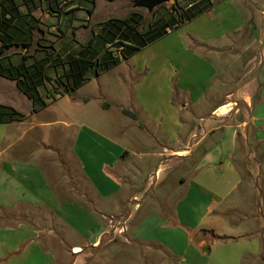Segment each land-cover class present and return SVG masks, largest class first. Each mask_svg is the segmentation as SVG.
<instances>
[{"label":"crops","instance_id":"0c3cea01","mask_svg":"<svg viewBox=\"0 0 264 264\" xmlns=\"http://www.w3.org/2000/svg\"><path fill=\"white\" fill-rule=\"evenodd\" d=\"M193 41L203 47H192ZM255 43L258 50L243 62V69L254 62L243 75L251 78L235 82L239 73L233 71V64L245 51L251 54L249 48ZM262 44L264 0H220L207 13L126 58L128 76L138 81L133 103L137 112L127 110L134 114L133 120L138 116L140 120L132 128L118 124L100 130L91 121L81 122L82 116L74 112V135L61 132L60 138L71 141L76 165L58 160L44 168L34 158L38 153L14 150L27 133L30 143L36 139L47 149L49 128L55 122H40L29 113L22 121L0 123V264H54L50 250L61 249L63 240L49 235L46 219L57 225L68 221L82 238L81 244L69 245L68 253L76 254L74 263L81 260L82 248L97 249L102 240L109 243L117 238L125 245L131 240L145 250L152 248L173 264H257L264 253V215L253 217L245 207L239 211L238 207L239 197L252 195L258 178L264 183ZM219 57L224 58L217 65ZM174 90L180 94L178 101L173 99ZM216 94L222 98L212 103ZM79 99H69L78 111L89 102L86 97L83 102ZM116 102L113 97L102 103L110 107ZM37 156L44 159L40 151ZM182 165H187V173L179 182L185 189L173 210L159 209L162 201L153 197L149 204L156 205V214H146L130 228L140 196ZM63 167L68 170L67 180L59 173ZM73 177L82 179L87 187L83 189L89 190L81 191ZM78 196L93 209L74 201ZM256 196L264 198V193ZM61 197L68 201H60ZM232 211L242 214L244 222L228 220ZM94 215L106 222L99 223ZM114 217L124 221L112 230ZM168 222L174 226H167ZM43 223L44 228L38 225ZM151 227L156 229L154 236L147 232ZM74 248L79 251L73 252Z\"/></svg>","mask_w":264,"mask_h":264},{"label":"rangeland","instance_id":"374dc122","mask_svg":"<svg viewBox=\"0 0 264 264\" xmlns=\"http://www.w3.org/2000/svg\"><path fill=\"white\" fill-rule=\"evenodd\" d=\"M19 3V11L21 13H26L28 7H30L33 15L38 18L41 23L39 30L34 31V39L38 40L41 45H52L55 51L61 52L65 47H77L79 43L86 41L92 34L99 32V25L102 21H105L109 18H119L129 14L131 11L140 12L146 19H148L153 10L148 11L146 8L134 6L133 0H94V10L91 15H88L85 11V8H91L92 4L89 0H75L69 2V0H16ZM172 3V0L165 2L164 5L169 6ZM72 5L76 6L75 9L69 11ZM35 6V8H33ZM69 11V12H68ZM29 12V11H28ZM264 46V44H262ZM257 43L251 44L249 48L251 51H245L244 54L237 59V62L233 64V71L239 73L235 82L244 83L246 80L251 78V75L243 78L244 73L254 65V62L243 69V62L250 55H254L258 50ZM34 53V46L25 52V54ZM22 54V48L12 47L8 50H5L3 54H0V59L8 58L7 60L0 61V68H7V71L10 69L11 64H16L19 62ZM40 54V53H38ZM62 56V54H61ZM224 57H219L215 59L217 65H220ZM61 59H64V56ZM27 63H31L32 59H27ZM57 63V62H55ZM126 64L122 61L118 65L110 68L109 70L99 74L98 76H89L88 80L84 85L79 87L74 91V95L79 100L82 101L83 98H87L89 102L85 107L80 108V111L77 110L75 103L69 100L67 97H60L56 101L52 102L49 107L42 108L37 112H33L31 100L26 98V96L20 92L15 86L14 82L11 80H3L0 78V104L10 106L23 114H32L36 120L40 122L53 123L49 129V147L46 149L42 145L38 144L36 139H33L32 143L28 141L30 135L27 133L24 136L22 142L18 143L14 150L26 153V151H34L42 153L44 157L43 160H39V156L36 154L34 158L38 162L40 167L49 168L48 165L53 161L62 160L66 161L69 165H76L77 161L74 154L71 151V141L68 137L74 135L76 127L71 124L74 120V112L82 116L81 122L89 123L95 128L108 129L106 126H117L118 124L126 125L129 124V127H135L140 120V116L136 113L139 120H133L129 115L124 114L120 111L121 107L135 111L134 103V88L137 84L136 77L130 75L126 72ZM220 68V66H219ZM125 71V72H124ZM51 72V71H50ZM125 81H122V80ZM175 81V75L172 76V82ZM213 82L212 85H214ZM233 79H231L229 88H232ZM40 90L43 91L41 88ZM53 91V90H52ZM100 94H103V98L100 97ZM73 96V97H75ZM117 97L116 103H111L110 107L102 106L103 100H108L110 102L111 98ZM180 94L177 90H174L173 99L178 101ZM222 98V94L213 95L211 102L214 103ZM77 100V99H76ZM83 106V103L79 104ZM225 108L220 110L222 113ZM82 111V112H81ZM81 112V114L79 113ZM87 113V115L85 114ZM91 117V120L88 118ZM78 120V119H75ZM64 122L70 123L67 127L64 126ZM151 128V125H150ZM109 130V129H108ZM128 130V129H127ZM131 130V129H130ZM151 130V129H150ZM133 130H131L132 132ZM63 132L66 136L65 138H60V133ZM38 144V145H37ZM46 152L47 155L46 156ZM178 166L169 173L168 178L163 180L157 187H149L145 194L141 195L139 198V210L134 214L133 219L129 221L130 228L137 226L140 222V218L144 217L146 214L155 213L156 214V205L149 204L152 201V198L156 197L162 201V204L158 205V208L163 207L173 210L175 202L182 195L184 185L179 182L181 176H185L187 173L186 168ZM79 169V167H78ZM63 171V172H62ZM67 168L63 167L61 172L62 176H65V179L68 178ZM49 174H52L53 177L56 176V172L52 173L49 171ZM55 173V174H54ZM71 174L72 171H71ZM55 175V176H54ZM60 175V176H61ZM73 181L76 183L77 187H81V191H88L85 184H83L82 179L73 177ZM52 184V183H51ZM50 184V187H51ZM53 185V184H52ZM175 186V187H174ZM173 188L170 192L169 190ZM252 195H244L240 198V206L238 211L245 207V212L253 217H261L264 215V198L261 196H256L264 193V183L262 178H258L257 182L254 183ZM169 192V193H168ZM76 201L86 210H92L94 206L90 205L89 202L83 200L80 196L77 198L73 197ZM60 201L67 202V197H61ZM99 201V199L97 198ZM69 203V202H68ZM133 206V203H131ZM242 207V208H241ZM125 209V208H124ZM238 211L229 212L226 216L230 221H237L238 223H243V215ZM88 212V211H87ZM109 215V213H107ZM95 216V215H94ZM45 217V216H44ZM96 221L99 223H105L100 219L98 215L95 216ZM46 219V217H45ZM124 219L114 217L112 219L113 228H118L122 225ZM264 221V220H263ZM47 228L49 229V235H55L58 240L60 239L58 251L54 248H51V254L54 258V264H173L172 260L169 257L163 256V254L158 256L156 251L151 248L150 251L145 250L143 246L129 240L128 243L122 244L117 241V238H112V241L106 243L105 240H102L97 249H92L90 247L82 248V251L79 252L82 257L79 262L74 263V256L76 254H69V245L70 244H81L82 238H80L75 232L70 229L71 224L68 221H65L64 225H57V222L54 220H45ZM128 223V222H127ZM40 227L44 228L43 225L38 224ZM167 226H174L172 222H168ZM72 228V227H71ZM181 228V227H180ZM111 230V231H112ZM147 231L150 235H155V230H152V227ZM112 235V234H111ZM117 235V234H116ZM155 249V247H154ZM152 250V251H151ZM73 251V250H72ZM51 257V255H50ZM52 258V257H51ZM257 264H264V253L261 255V260Z\"/></svg>","mask_w":264,"mask_h":264},{"label":"trees","instance_id":"16d2710c","mask_svg":"<svg viewBox=\"0 0 264 264\" xmlns=\"http://www.w3.org/2000/svg\"><path fill=\"white\" fill-rule=\"evenodd\" d=\"M89 1L92 6L86 12L91 15L94 0ZM219 1L173 0L169 6L162 3L155 7L148 19L138 11H131L123 17L102 21L98 33L77 47L69 49L66 46L58 52L51 44L41 45L35 41L34 31L39 30L40 23L30 7L27 9L29 12L21 13L16 0H0V54L14 46L26 51L34 46V53H22L19 62L11 64L8 71L0 68V75L15 82L18 90L31 100L33 112L62 96L73 100L74 91L84 85L89 76H98L118 65L171 30L207 13ZM192 47L200 50L203 45L193 41ZM63 56L64 59L60 60ZM2 58L0 61L10 57ZM27 59H32V62L27 63ZM102 106L106 107V104L102 103ZM122 112L134 117L127 109ZM25 118L26 115L18 110L0 104V123Z\"/></svg>","mask_w":264,"mask_h":264},{"label":"water","instance_id":"95a60500","mask_svg":"<svg viewBox=\"0 0 264 264\" xmlns=\"http://www.w3.org/2000/svg\"><path fill=\"white\" fill-rule=\"evenodd\" d=\"M134 6L146 8L148 11L153 10L158 5L168 2L169 0H133Z\"/></svg>","mask_w":264,"mask_h":264},{"label":"bare ground","instance_id":"6f19581e","mask_svg":"<svg viewBox=\"0 0 264 264\" xmlns=\"http://www.w3.org/2000/svg\"><path fill=\"white\" fill-rule=\"evenodd\" d=\"M78 251H79V249H77V248L73 249V252H78Z\"/></svg>","mask_w":264,"mask_h":264}]
</instances>
